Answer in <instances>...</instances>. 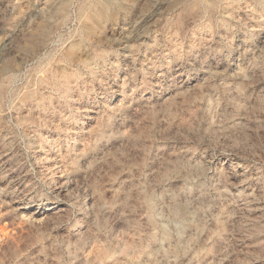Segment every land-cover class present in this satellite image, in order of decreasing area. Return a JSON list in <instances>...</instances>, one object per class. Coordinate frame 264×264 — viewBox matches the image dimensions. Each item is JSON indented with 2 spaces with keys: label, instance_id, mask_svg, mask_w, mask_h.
<instances>
[{
  "label": "rangeland",
  "instance_id": "rangeland-1",
  "mask_svg": "<svg viewBox=\"0 0 264 264\" xmlns=\"http://www.w3.org/2000/svg\"><path fill=\"white\" fill-rule=\"evenodd\" d=\"M0 264H264V0H0Z\"/></svg>",
  "mask_w": 264,
  "mask_h": 264
}]
</instances>
